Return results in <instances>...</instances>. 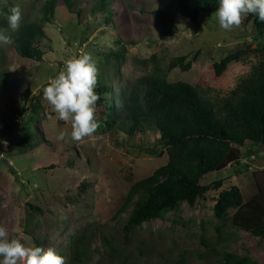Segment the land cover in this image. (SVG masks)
Returning <instances> with one entry per match:
<instances>
[{"label": "rangeland", "instance_id": "rangeland-1", "mask_svg": "<svg viewBox=\"0 0 264 264\" xmlns=\"http://www.w3.org/2000/svg\"><path fill=\"white\" fill-rule=\"evenodd\" d=\"M43 1L15 3L33 18ZM165 1L112 0L109 7L115 6V10L107 24L105 13L95 6L96 0H74L79 16L59 0L53 22H43L47 36L40 42L45 51L42 61L20 56L14 41L0 44V73L7 74L0 87V225L10 236L23 235L34 246L35 238L41 236L40 247L54 248L66 257L67 264L76 249L73 244L83 232L79 264H225L219 263L221 255H214L200 238L204 236L211 245L217 242L214 225L222 221L214 217L213 205L221 190L238 185L245 201L258 194L259 184L264 185V145L247 140L239 147L240 164H229L201 179L204 185L221 180L220 188H212L194 206L184 201L178 210L144 222L126 239L123 227L131 209L118 210L128 190L168 161L159 132L149 129L130 135L123 131L119 125L126 113L119 109L121 97L114 94L96 104L97 131L82 141H73L70 123L59 120L43 99L49 79L64 69L68 59L84 53L92 56L98 70L105 68L98 78L111 80L115 92L120 85L149 72L150 67L137 65L134 57L156 54L169 80L193 84L213 103L226 96L264 57V36L246 17L239 28L226 31L214 12L202 13L197 23L176 14L178 30L162 37L149 11L172 0ZM6 30L13 40L15 31L10 27ZM118 37L128 42L117 44ZM239 49L248 51L244 59L230 63L217 75L213 63ZM112 51L124 53V60L113 56ZM179 55H187V60L194 55L197 58L187 71L168 69L170 61ZM27 87L30 95L38 94L42 101L35 122L40 137L34 134L32 142L42 141L34 148L23 145L21 129L32 114L23 96ZM111 106L115 120H107ZM61 131L68 133L64 140L58 139ZM257 160L262 165L256 164ZM30 204L39 209L33 210ZM235 212L229 211L231 219ZM223 234L229 241L214 244L220 251L248 255L255 264H264V237L234 227L230 221L224 223ZM105 240L110 245H105Z\"/></svg>", "mask_w": 264, "mask_h": 264}, {"label": "trees", "instance_id": "trees-1", "mask_svg": "<svg viewBox=\"0 0 264 264\" xmlns=\"http://www.w3.org/2000/svg\"><path fill=\"white\" fill-rule=\"evenodd\" d=\"M62 1L69 11L80 15V11H74V0ZM58 3L59 0H44L38 8V14L32 18L15 0L0 1V31L10 27L8 16L11 14V8L18 6L21 9L23 18L13 38L15 50L20 56L36 61L43 60L45 51L40 42L47 36L43 22H53ZM110 4L113 5L112 0H96L95 3V6L98 5L105 13L104 22L107 24L111 23L115 10V6L109 7ZM219 4L220 0H172L165 6L167 8L160 4L161 6L149 12L159 24L161 36L165 38L179 28L176 14L197 23L202 13L215 12ZM246 20L251 21L256 31L264 36V21H260L255 14H249ZM122 40L118 37L116 43L124 45L128 42ZM247 52L246 49H239L227 53L213 63L215 73L221 75L230 63L243 60ZM262 52L264 53V47ZM111 54L122 61L125 58L124 53L119 51H112ZM196 58L197 55L190 60H187V55L176 56L167 68L179 67L187 71ZM2 60L0 52V64ZM134 61L141 67H150L149 72L120 85L118 92L114 91L111 80L98 78L95 91L100 99L97 102L110 100L108 97L114 94L119 95L122 102L119 109L126 113L120 122V128L130 135L149 129L157 130L166 149L168 161L156 168L152 174L133 183L128 190L118 210V213H122L131 209L123 227L126 239L144 222L162 218L168 212L178 210L184 201L194 206L212 188H220L221 180L204 185L201 179L211 171L225 169L229 164H240L242 154L239 147L247 140L264 145V57L216 103L204 98L189 82L169 80L156 54L134 57ZM107 62L108 60L105 61L106 64ZM104 69H99L98 74ZM6 76L4 71L0 73V87L4 85ZM30 93L31 90L27 87L23 96L26 102H29L32 114L23 122L21 129L25 136L23 145L34 148L42 141L40 138L39 141L32 142L34 134L40 137L35 122L39 119L42 101L38 94ZM113 110L114 107H109L107 120H115ZM30 207L33 210L39 209L31 204ZM231 209H236L232 219L229 216ZM213 214L216 219L222 221L219 225H214V229L218 233L217 242L223 245L229 241V236L223 234L224 223L227 221L234 227L264 237V185L259 184L258 194L249 201H245L238 185L221 190L215 199ZM202 227L206 232V226L203 224ZM82 236L85 237L84 232L74 242L76 249L68 264L81 263ZM205 239L204 236L200 238L203 244L210 246L214 255H221L219 263H256L255 259L248 255L220 251L214 245L217 242L211 245ZM35 241L40 247L42 237L35 238ZM105 245H110V241L105 240Z\"/></svg>", "mask_w": 264, "mask_h": 264}, {"label": "clouds", "instance_id": "clouds-1", "mask_svg": "<svg viewBox=\"0 0 264 264\" xmlns=\"http://www.w3.org/2000/svg\"><path fill=\"white\" fill-rule=\"evenodd\" d=\"M249 14H255L264 21V0H220L213 15L220 27L226 31L239 28ZM22 12L18 6L11 8L8 23L14 32L19 29ZM0 31V44L11 45L13 40ZM99 70L88 53L72 57L64 69L50 78L43 88V99L59 120L71 125V139L82 141L91 137L99 128L96 119V104L100 99L95 91ZM68 133L61 131L58 139L64 140ZM7 146V141H3ZM16 231H19L18 229ZM23 235L10 236L9 230L0 225V264H67L66 257L54 248H43L26 242Z\"/></svg>", "mask_w": 264, "mask_h": 264}, {"label": "water", "instance_id": "water-1", "mask_svg": "<svg viewBox=\"0 0 264 264\" xmlns=\"http://www.w3.org/2000/svg\"><path fill=\"white\" fill-rule=\"evenodd\" d=\"M255 163L258 164V165H262L261 162H259L258 160L255 161Z\"/></svg>", "mask_w": 264, "mask_h": 264}]
</instances>
